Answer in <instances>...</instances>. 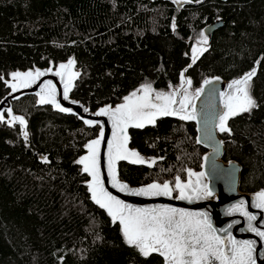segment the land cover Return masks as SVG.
<instances>
[{"label":"trees","instance_id":"obj_1","mask_svg":"<svg viewBox=\"0 0 264 264\" xmlns=\"http://www.w3.org/2000/svg\"><path fill=\"white\" fill-rule=\"evenodd\" d=\"M192 1L178 8L172 0H0V100L12 73L72 57L80 71L72 97L93 111L144 84L169 92L185 69L195 92L209 77L234 80L257 67L249 92L258 106L233 116L222 137L225 159L243 167L241 190L264 191V0ZM216 21L193 64L194 38ZM13 106L28 128L25 138L18 125L0 122V264H166L129 246L120 223L91 198L76 161L99 127L37 106L35 96ZM130 135L150 159L120 163L131 185L187 180L188 169H201L206 150L189 120L160 118Z\"/></svg>","mask_w":264,"mask_h":264},{"label":"snow or ice","instance_id":"obj_2","mask_svg":"<svg viewBox=\"0 0 264 264\" xmlns=\"http://www.w3.org/2000/svg\"><path fill=\"white\" fill-rule=\"evenodd\" d=\"M175 2L179 3L181 0H175ZM185 2H190V0H185ZM207 42V36H202L200 43L207 44ZM204 51H207V48H193L191 57L193 64ZM74 63V60H69L67 64L59 66L61 71L54 73L64 81V99H68L72 81L79 75V73L71 71ZM46 74L39 70L35 73H12V79L17 83L8 84V87L15 92L19 87H28L39 76ZM255 74V70H253L242 78L233 80L228 87L234 91L221 93L223 111L217 116L218 123L216 124L220 132H231V129L227 127L229 118L243 112H251L258 106L249 92L250 82ZM181 78L184 84L191 87L192 81L184 79L183 73H181ZM211 83V80L204 81L205 85ZM43 91L46 95H41L40 103H52L61 112L71 111L61 107L57 102L56 88L51 81L45 84ZM153 91L150 84H144L129 96L124 97V103L115 108L111 106L101 108L95 113L96 116L108 117L113 129L112 139L107 145V172L112 186L133 196L171 198L173 192H176L177 199L190 202L193 199H206L212 196V190L201 182L205 174L193 172L191 169L187 170V182L182 181L177 175L174 182H153L144 187L130 189L127 184L119 181L116 167L118 161L127 160L133 164L149 163L138 152L127 147L128 129L154 125L158 117L165 116H178L181 120H195L197 117L193 100L203 94L204 88L197 89L194 97L185 90L179 100H177L178 92H156L153 95ZM189 106H191V110H189ZM0 120H3L2 113H0ZM17 121L21 125H26L23 117L13 116L12 122ZM84 123L93 126L101 122L84 120ZM24 136L27 138V132L24 133ZM103 140L104 131L101 126L99 138L86 144L88 154L82 156L76 163L83 165V172L91 176L88 187L92 200L107 210L114 223L117 221L120 223L122 235L129 246L138 249L144 257L158 253L164 257L166 264H217V262L218 264H256L255 242L238 241L230 233L224 237L220 236L217 229L213 227L207 212H190L175 207H133L112 195L104 187L100 171L99 150ZM151 163H155V161ZM193 177L196 179L193 180ZM256 200L255 206L264 210V191L257 194ZM235 210L247 217L250 231L264 238V230H260L253 224V221L257 219L256 215L246 211L243 204L237 205ZM231 211L229 210V214ZM222 231L228 232V229Z\"/></svg>","mask_w":264,"mask_h":264},{"label":"water","instance_id":"obj_3","mask_svg":"<svg viewBox=\"0 0 264 264\" xmlns=\"http://www.w3.org/2000/svg\"><path fill=\"white\" fill-rule=\"evenodd\" d=\"M172 1L175 3L176 7L178 8H183L185 6L194 4L192 0H190V2H185V0H181V2L179 3L175 2V0ZM221 24L222 21H216L215 23L209 25L204 30L205 34L208 37H211L213 32L217 28H219ZM69 60H74V58L72 57ZM69 60L62 64H67ZM59 66L55 67L54 65H51L49 67L36 68L35 70L21 71L20 73H27V72L35 73L37 70H39L40 72H44L47 74L39 76L28 87H19L15 92H13L10 87H8V84L17 83V81H14L12 77L9 80H6L7 81L6 85L9 91L0 100V113L3 114V120H0V122H5V121L12 122L13 116L23 117L24 120L26 121V125H21L18 121L14 122V124L18 125L21 128L22 134L24 136V133L27 132V128H28L27 119L25 118L24 115L19 114L15 111L13 104L14 102L19 101L27 96H35L37 98V106L40 107L49 106L58 113L76 116L83 123L84 120L100 121L101 123L95 124L93 126H89L84 123L89 128L99 127L98 134L94 138L90 139L87 143L99 138V132L101 131V126H102L104 131V140L99 150L100 171L104 181V187L112 195L116 196L120 200H123L125 203L133 207H140V208L175 207L190 212H207L210 220L212 221L213 227L217 229L218 234L220 236L224 237L230 233L238 241H254L255 242L254 257L256 259V264H264V238H261L257 236L256 233L250 231L248 229L247 217L242 215L240 211L235 210L237 205L243 204L244 209L246 211H248L250 214L256 215L257 219L253 221L254 226L258 227L260 230H264V210L259 209L255 206L257 203L256 196L258 193L262 191L246 192L241 190V174L243 167L236 160L225 159L226 145L222 137V133L224 132H220L219 129L216 127V124L218 123L217 116L223 111V98L221 97V93H231L234 91L233 89H229L228 87V85L233 80H225L219 76L209 77L205 80H211L212 83L205 85L204 84L205 80H204L200 87V88H204L203 94L193 100V104L195 105V109H196L197 118L195 120H189V121L195 123L196 131H197V136H196L197 144L206 150V152L203 155L201 169L199 171H193V172L196 173L203 172L205 174L201 182L203 184H206L208 188L212 190L213 195L207 197L206 199H199V200L193 199L190 202L187 200L177 199L176 198L177 193L175 192H173L171 198L164 196H159V197L133 196L127 192H121L119 191L118 188L112 186L110 177L107 172V145L112 139L113 129H112L111 121L108 117L96 116L95 113L99 111L101 108L107 106H111L112 108H115L124 102L116 106L107 104L93 111L90 107L86 106L81 101L72 97L77 81L79 80L80 77V71L76 69L75 63L71 71L79 73V75L72 81V87L68 91V99H64V95H63L64 81H62L60 77L54 74L57 71H61ZM253 70H255V73L257 74L258 71L257 67H255L251 71ZM245 74L241 75L240 77L234 80H238L242 78ZM255 76L252 78V80L255 78ZM183 78L189 79V77L187 76V72L185 70L183 71ZM48 81H51V83L55 85L57 102L61 105V107L68 108L71 111L61 112L52 103H40L41 95H46L43 89ZM188 88L189 86L187 84H184L182 81L178 87L173 88L169 92H173V91L178 92L179 95L177 96V100H179L184 95L185 90H187ZM153 95H155V93H153ZM195 95H193V97ZM85 109H87V111H85ZM189 110H191V106H189ZM160 118L180 119L178 116H165V117H158L157 119ZM231 118H229L228 121ZM228 121H227V127H228ZM132 129H139V128L130 127L128 129L129 140L127 147L130 150H134L138 152L145 159V161L150 162L149 158H147L146 156H144L142 153H140L138 150H136L131 146L130 131ZM87 154H88V150L85 147V153H83L80 156V158ZM205 157H207V159H205ZM120 163H128V164H133V163L127 160H120L117 162L116 167L118 172V179L121 183L127 184L130 189H136L150 184L148 183L145 185L135 186L123 180L120 176ZM144 164H148V163H144ZM144 164H134V165H144ZM81 166L83 168V165ZM85 174H87V176L89 177V180L87 182L89 184V182L91 181V176L88 173ZM192 179L195 180L196 178L193 177ZM187 180H182V181L187 182ZM229 210H232L231 214H229ZM115 223H119V222L117 221ZM229 225H231V228H229ZM223 229H228V232L222 231Z\"/></svg>","mask_w":264,"mask_h":264},{"label":"rangeland","instance_id":"obj_4","mask_svg":"<svg viewBox=\"0 0 264 264\" xmlns=\"http://www.w3.org/2000/svg\"><path fill=\"white\" fill-rule=\"evenodd\" d=\"M202 36H207L206 34H205V32H201V33H199L195 38H194V42H193V48H207L208 47V43H209V38H208V36H207V39H208V42H207V44H202V43H200V41H201V38H202ZM193 48H192V50H193ZM200 56V55H199ZM190 88V87H189ZM189 88L187 89V93L190 95V96H193V95H195V93H196V91L195 92H191V90H189ZM154 90V89H153ZM157 91H153V93H156ZM167 93V92H166ZM139 94V93H138Z\"/></svg>","mask_w":264,"mask_h":264}]
</instances>
